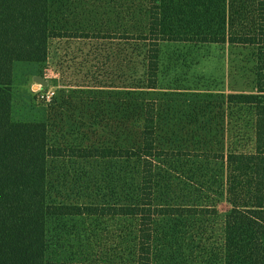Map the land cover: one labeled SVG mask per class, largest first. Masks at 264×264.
<instances>
[{
	"label": "trees",
	"instance_id": "trees-1",
	"mask_svg": "<svg viewBox=\"0 0 264 264\" xmlns=\"http://www.w3.org/2000/svg\"><path fill=\"white\" fill-rule=\"evenodd\" d=\"M136 3L142 26L114 36L120 40L117 54L122 66L118 68L124 76V131H133V141L118 149H66L49 144L45 121L13 119L11 87L16 66L39 65L49 56V0H0V264H171L159 255L167 247L164 232L172 227L168 222L208 217L207 209L175 206L168 202L169 196L159 194L157 163L168 158L159 141L167 96L157 92L163 43L228 44L257 52L255 93L199 97L214 99L222 110L230 111V146L225 156L220 152L218 157L226 163L235 257H223L215 264H264V0ZM135 57L139 67L131 86L127 72ZM65 156L116 161L113 194L104 203L50 204L49 162ZM60 217L113 227L115 237L102 259L67 263L48 258L47 222Z\"/></svg>",
	"mask_w": 264,
	"mask_h": 264
},
{
	"label": "rangeland",
	"instance_id": "rangeland-1",
	"mask_svg": "<svg viewBox=\"0 0 264 264\" xmlns=\"http://www.w3.org/2000/svg\"><path fill=\"white\" fill-rule=\"evenodd\" d=\"M138 0H49V56L39 65L16 66L12 78L13 119L45 121L51 146L122 148L124 76L118 68L125 31L142 26ZM59 34V36L57 35ZM113 35L112 39L108 36ZM87 36L88 38H86ZM139 59L129 64L133 84ZM136 64H135V63ZM257 52L228 44L163 43L157 92L162 105L159 141L168 158L159 161L160 197L175 206L209 210L208 217L171 219L166 250L171 264H215L235 257L226 201V163L218 156L231 142L230 111L200 94L255 93ZM41 77L43 87L33 81ZM53 95L49 100L46 94ZM172 94V95H170ZM131 107L133 101L129 100ZM116 161H81L67 156L48 167L50 204L104 203L117 184ZM116 190V188H115ZM159 232H162L160 229ZM115 229L107 224L51 218L46 226L48 258L58 262L102 259Z\"/></svg>",
	"mask_w": 264,
	"mask_h": 264
},
{
	"label": "water",
	"instance_id": "water-1",
	"mask_svg": "<svg viewBox=\"0 0 264 264\" xmlns=\"http://www.w3.org/2000/svg\"><path fill=\"white\" fill-rule=\"evenodd\" d=\"M33 81L36 82L37 84H40L43 87L47 86V82L41 77H33Z\"/></svg>",
	"mask_w": 264,
	"mask_h": 264
},
{
	"label": "built area",
	"instance_id": "built-area-1",
	"mask_svg": "<svg viewBox=\"0 0 264 264\" xmlns=\"http://www.w3.org/2000/svg\"><path fill=\"white\" fill-rule=\"evenodd\" d=\"M53 95V93L46 94L45 96H42L43 99L49 100L50 97Z\"/></svg>",
	"mask_w": 264,
	"mask_h": 264
}]
</instances>
